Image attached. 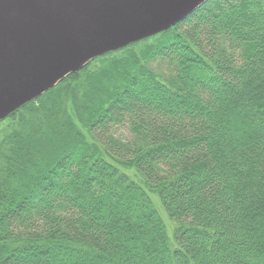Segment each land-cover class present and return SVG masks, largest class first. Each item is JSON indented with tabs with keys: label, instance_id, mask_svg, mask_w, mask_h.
I'll use <instances>...</instances> for the list:
<instances>
[{
	"label": "trees",
	"instance_id": "trees-1",
	"mask_svg": "<svg viewBox=\"0 0 264 264\" xmlns=\"http://www.w3.org/2000/svg\"><path fill=\"white\" fill-rule=\"evenodd\" d=\"M3 123L0 264H264V0H208Z\"/></svg>",
	"mask_w": 264,
	"mask_h": 264
},
{
	"label": "water",
	"instance_id": "water-1",
	"mask_svg": "<svg viewBox=\"0 0 264 264\" xmlns=\"http://www.w3.org/2000/svg\"><path fill=\"white\" fill-rule=\"evenodd\" d=\"M208 0H0V121L94 58L165 31Z\"/></svg>",
	"mask_w": 264,
	"mask_h": 264
},
{
	"label": "rangeland",
	"instance_id": "rangeland-1",
	"mask_svg": "<svg viewBox=\"0 0 264 264\" xmlns=\"http://www.w3.org/2000/svg\"><path fill=\"white\" fill-rule=\"evenodd\" d=\"M6 125V123L0 124V132L1 130L4 128V126ZM153 200L156 204V206L159 208L161 216L163 218V220L165 221L167 227H168V233L169 235L171 234V229H172V224L169 222V220L167 219L166 215L164 214V212L161 210V208L158 205V202L156 201V198L153 197Z\"/></svg>",
	"mask_w": 264,
	"mask_h": 264
}]
</instances>
